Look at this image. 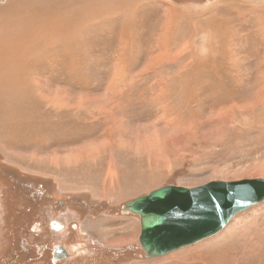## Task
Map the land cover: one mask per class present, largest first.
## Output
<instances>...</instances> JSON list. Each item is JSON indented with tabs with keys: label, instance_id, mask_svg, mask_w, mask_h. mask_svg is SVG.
I'll return each instance as SVG.
<instances>
[{
	"label": "rangeland",
	"instance_id": "374dc122",
	"mask_svg": "<svg viewBox=\"0 0 264 264\" xmlns=\"http://www.w3.org/2000/svg\"><path fill=\"white\" fill-rule=\"evenodd\" d=\"M34 1L0 0L1 18L24 17L50 44L27 64L36 104L17 120L43 148L5 146L0 119V264H52L55 244L63 264H264V202L153 259L140 216L123 212L166 185L264 179V0Z\"/></svg>",
	"mask_w": 264,
	"mask_h": 264
},
{
	"label": "water",
	"instance_id": "95a60500",
	"mask_svg": "<svg viewBox=\"0 0 264 264\" xmlns=\"http://www.w3.org/2000/svg\"><path fill=\"white\" fill-rule=\"evenodd\" d=\"M263 202L264 179L212 181L193 188L166 185L128 202L123 212L140 216V244L151 258L210 238Z\"/></svg>",
	"mask_w": 264,
	"mask_h": 264
},
{
	"label": "bare ground",
	"instance_id": "6f19581e",
	"mask_svg": "<svg viewBox=\"0 0 264 264\" xmlns=\"http://www.w3.org/2000/svg\"><path fill=\"white\" fill-rule=\"evenodd\" d=\"M37 1H38V8L41 6L42 3L46 4L42 0H40L42 3H40L39 0H37ZM46 1H48V0H46ZM27 2L29 3V1H27ZM30 2H31L30 4H33V2H35V1L33 0V2H32V0H30ZM59 2H61V1L59 0ZM23 3H24V1H23ZM56 3L58 5V2H56V0H55V4ZM30 4H29V7H30ZM34 4H36V3H34ZM50 5H52V4H50ZM60 5L61 4H59L58 7ZM53 6H52V8H53ZM32 7H34V6H32ZM43 7L45 9H49L50 8L49 6H48L49 8H46V5L43 6ZM55 7L57 8V6H54V8ZM22 8H24V7H22ZM26 8H25V10L26 11L27 10L29 11V9H26ZM40 9H43V8H40ZM45 9H44V11H46ZM171 9L174 10L173 8H171ZM71 10H73V9H71ZM31 11H34V9L32 8ZM50 11H51V9H50ZM59 11L54 12L55 13V16L53 14V16L51 17V14H50L49 15V19H50V17L51 18L56 17V15H58L57 12H59ZM63 12H65V11H63ZM63 12H60V14L61 13L64 14ZM42 13H41V15L43 16ZM2 15L3 14H0V119L1 120H4L5 126H6V130L4 129V131H3V139L5 141V146L9 147L11 150L12 149H15V150L16 149H20V150L24 149L23 146L22 147L17 146V144H19V143H22V144L29 143L32 147L36 143L38 147H42V141L40 140V137H32V136L26 135V134H28V133L31 132V130H32L31 127L32 126L29 125V124H26L25 122H24V125L23 124H20L17 120H18L19 117H28V115H27L28 114L27 108H29L33 104H36L34 101H32L29 98H27L28 96L27 97H23L24 96V92L26 94L28 93V90L26 89V81H25V78H24L25 77L26 70L29 69L27 67V64L29 62H31L29 65H31V67H33V65L36 64V62L34 60H37L38 58L42 60L44 58L43 56L46 55V52H48V48H49V45L50 44H49V41L47 40L46 37H44V38H36L35 29H32L31 27H28L27 24L24 23V17L16 16V17H19V18H17V19H11L10 17L1 18ZM35 15H36V13H35ZM37 15H36V17H37ZM73 15L75 16V14H73ZM44 16H45V14H44ZM64 16L65 15H63L62 17H64ZM69 16H70V14H69ZM12 17L14 18V16H12ZM66 17H67V15H66ZM56 18H58V20H59L60 17H56ZM37 19L39 20V19H42V18H37ZM44 19L47 20L48 18H44ZM65 20L66 19H64L63 21L65 22ZM71 21H72V19H71ZM40 22H43L44 23V21H41V20H40ZM228 22H230V21H228ZM41 25H43V24H41ZM51 25H53V23H50V21H49V26L52 27ZM54 25L57 26V29H53L56 33H58V34L64 33V29H65L66 26H64L62 23H60L58 21L56 23H54ZM45 26H48L47 23H46ZM42 29H43V32L45 34L46 33V29L45 28H42ZM69 29L71 31V27ZM69 29L67 27L66 30H69ZM72 30H73V27H72ZM263 32H264V29H263ZM70 35L72 36V33ZM60 36H62V35H60ZM66 36H68V35H66V32H65V37ZM63 37L64 36H62V38ZM66 39H65V41H66ZM59 43L62 44V40H59L56 43L54 42V44H57V45ZM70 43H72V42H70ZM65 47H67V46H65ZM261 73H262V71H261ZM260 96L261 97H264V90H262V92L260 93ZM255 103H256V101H255ZM25 115H27V116H25ZM14 120H16V123H15ZM10 121H12V122H10ZM15 125H19V126H15ZM70 133H72V131ZM41 139H43V137ZM48 145H51V144L48 143L46 146H48ZM25 147H28V145H25ZM125 214H128V213L126 212ZM58 227L61 228V225H58ZM190 246H192V245H190ZM183 248H185V247H183ZM183 248H181V249H183ZM203 249L204 248L199 249L198 252H197V254L200 255L201 253L205 252V250H203ZM177 251H179V250H176L174 252H177ZM174 252H171L169 254H172ZM169 254H167V255H169ZM167 255H164V256H167ZM164 256H153L150 259L164 257ZM174 258L175 257H171L168 260L162 261V262H158L157 264H172L175 260L177 261V264H179V260L181 258H177V259L176 258L174 259Z\"/></svg>",
	"mask_w": 264,
	"mask_h": 264
},
{
	"label": "flooded vegetation",
	"instance_id": "af4514ba",
	"mask_svg": "<svg viewBox=\"0 0 264 264\" xmlns=\"http://www.w3.org/2000/svg\"><path fill=\"white\" fill-rule=\"evenodd\" d=\"M43 196L44 197H47L46 194H44ZM48 198H49V200L52 201V203H53L52 206L56 205L61 211H63V212H66L67 211V208L68 207L65 206L62 202H60L57 198L50 197V196ZM58 225H61V228H59L60 226L58 227ZM39 227L40 226H38V224H36L35 225V228H34V231H37ZM49 227H50L51 230H53V231H55L57 233H60V232L63 231V229H66V227L61 222H59L57 220H54V221L50 222L49 223ZM73 228L75 229V228H77V226H74ZM62 247L65 248V246H63V245L55 244V245L52 246V248H48V246H47V247H45L43 249L45 253H47V254L50 255V261L52 262V264H63V260L66 259V257L64 259L61 258V256H62V250H61V248ZM49 250H50V252H49ZM65 250H66V248H65ZM66 251L68 253V256H67L68 259L67 260H71L72 259V256L68 252L69 250L67 249ZM26 253L28 254V257L29 258H32V255L29 254L28 251Z\"/></svg>",
	"mask_w": 264,
	"mask_h": 264
}]
</instances>
